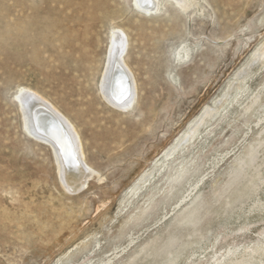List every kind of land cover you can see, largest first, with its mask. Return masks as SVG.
I'll return each mask as SVG.
<instances>
[{
    "label": "rangeland",
    "instance_id": "374dc122",
    "mask_svg": "<svg viewBox=\"0 0 264 264\" xmlns=\"http://www.w3.org/2000/svg\"><path fill=\"white\" fill-rule=\"evenodd\" d=\"M159 1V10L146 14L132 0H0V264H160L162 255L142 248L165 238L175 214L159 217L183 184L205 170L202 219L185 234L197 243L181 249L178 264H212L215 257L223 264L221 254L231 246L234 255L264 251V184L248 196L249 173L222 203L212 196L264 126V120L256 125L264 114V62L198 138L121 202L163 149L229 84L233 89L237 72L264 42V0H194L185 10ZM112 28L126 34L123 60L136 82L131 110L114 107L98 88ZM182 48L185 57L178 54ZM19 86L44 97L77 130L85 162L95 170L80 190L64 189L52 148L23 129L14 98ZM261 87L255 105L244 110ZM185 157L189 171L174 193L156 195L140 216L143 195L163 183L173 159ZM240 191L235 206L231 199Z\"/></svg>",
    "mask_w": 264,
    "mask_h": 264
},
{
    "label": "bare ground",
    "instance_id": "6f19581e",
    "mask_svg": "<svg viewBox=\"0 0 264 264\" xmlns=\"http://www.w3.org/2000/svg\"><path fill=\"white\" fill-rule=\"evenodd\" d=\"M171 1L177 4L182 10L187 9L190 4L194 3V0ZM132 2L135 8L146 14L157 12L160 6L159 0H132ZM197 7L199 6L197 5ZM109 33L108 48L98 82V88L102 96L111 105L120 108V110H131L135 100L136 82L130 67L123 60L127 44L126 34L118 28H112ZM187 53L188 50L185 48H182L178 52L179 55H183L184 57ZM249 59L250 60L247 62L244 69L237 72L239 74H237L235 78L236 82L233 85V89H230L232 84H229L228 91L222 92L223 96L220 95L222 96L220 97L221 99L218 98L219 100L214 102V106L212 105L213 107L206 108L200 113V116H198L195 121L193 119L194 122L192 125H190L187 130L183 131L179 138L174 140L168 148L163 149L161 157L155 160L154 165L149 170L142 171L133 180L131 186L126 189V192L122 196L121 202H123L125 198H131L137 195L138 192L144 189L150 182L154 170L160 171L168 159L172 158L191 140L198 138L202 134L204 130L201 131L200 128L208 121V118H213L220 109H224L225 104L229 105L236 99L237 95H239L244 87L243 82L245 79L252 72L257 70L261 63L264 62V42L259 48H255V51ZM124 90H126V95L122 99H117L120 93ZM261 90L262 87L256 93L251 94L249 103L243 108L244 110H250L251 107L255 105L256 99ZM14 98L18 104L23 129L35 139L42 140L43 142L45 141V143L47 142L52 148L51 150L53 151L55 158L54 161H56L55 164L57 166L56 169H58L64 189L68 192L80 190L89 177L95 173V170L85 162L80 136L71 121L44 97L27 87H17L14 93ZM263 120L264 114L257 118L256 125ZM245 154L246 156L235 157V163L231 166L227 180L224 182L223 186L218 187L213 191L212 196L214 197L215 202L222 203V198L228 199L229 195L227 192L232 191L234 187L236 189V186L243 182L244 179L249 176V173H252V175L244 184L245 188L248 190V196L256 193L264 184V176L262 175L263 172H261V168L264 167V126L256 131L253 141L248 143V148ZM227 155L228 151L220 153V155L215 158L214 164L209 166V168L213 169L218 163L224 160ZM173 162L174 165L171 170L167 171L163 176V183L160 186L151 188L143 195L142 204L139 207L140 216L152 206L156 195H160L161 193H166V197L172 195L176 190V186L189 171L187 165L188 163L190 165L191 159L188 157H185L182 160L173 159ZM262 170L264 171L263 168ZM207 172L208 171L205 170L194 180L186 181V184H183L182 186L181 192H178L179 196L174 202V205L159 217V220H165L168 216L175 214L174 219L170 223V227L166 232L165 238L160 241V243H158L159 241L157 237L153 238L150 243H147L142 248L143 251L151 249L149 256L162 255L163 260L160 264H178L177 261H179L181 249L185 246L197 243V239L189 240V238H186L185 234L190 232V230H194L196 225L202 219L201 210L203 209L206 200L202 197L200 185L207 175ZM240 193L241 191L239 194ZM239 194L233 196L231 199L235 206H237V202H241V199L243 198V192L241 195ZM258 201L260 202V200ZM252 206L250 207L251 209H253ZM254 209L256 208L254 207ZM127 218H131V216L129 215ZM233 248L234 247L231 246L227 254H221L224 257L223 264H264V259L261 258V255L264 253L263 250L259 252V257H254L252 255L253 251L251 250L244 255H234ZM194 253L195 252H191L187 259L193 257ZM215 259L217 258H213L212 264H215ZM108 260H110V258H108ZM199 262L201 264H208L203 260H200ZM219 263L220 261L217 262V264ZM100 264H105V261L100 262Z\"/></svg>",
    "mask_w": 264,
    "mask_h": 264
},
{
    "label": "snow or ice",
    "instance_id": "6c2138e0",
    "mask_svg": "<svg viewBox=\"0 0 264 264\" xmlns=\"http://www.w3.org/2000/svg\"><path fill=\"white\" fill-rule=\"evenodd\" d=\"M126 95V90L122 91L117 99H122Z\"/></svg>",
    "mask_w": 264,
    "mask_h": 264
}]
</instances>
